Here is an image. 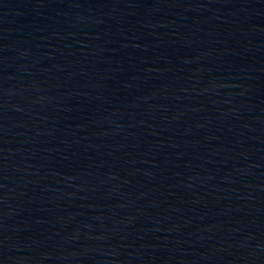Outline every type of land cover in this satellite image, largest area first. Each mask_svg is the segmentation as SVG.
<instances>
[{"label":"water","instance_id":"95a60500","mask_svg":"<svg viewBox=\"0 0 264 264\" xmlns=\"http://www.w3.org/2000/svg\"><path fill=\"white\" fill-rule=\"evenodd\" d=\"M0 264H264V0H0Z\"/></svg>","mask_w":264,"mask_h":264}]
</instances>
